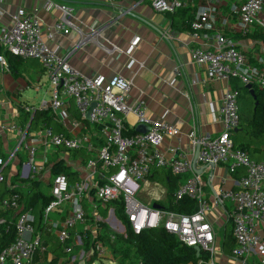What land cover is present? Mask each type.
I'll return each instance as SVG.
<instances>
[{
  "label": "built area",
  "instance_id": "obj_1",
  "mask_svg": "<svg viewBox=\"0 0 264 264\" xmlns=\"http://www.w3.org/2000/svg\"><path fill=\"white\" fill-rule=\"evenodd\" d=\"M118 1L108 0V4L116 7ZM148 1L160 14L172 15L183 9H192L191 30L197 38L205 31L216 30L221 20L227 24V19L220 13L225 0ZM43 8L48 12L56 10L61 13L54 33L67 35L75 32L79 35L77 44L70 52L60 54L58 50L50 49L42 36L41 21L37 15L23 8L11 17V26L0 27V48L12 56L35 60L43 66L50 83L51 98L43 102L39 110L50 112L59 123L78 133L67 136L47 128L33 135L29 125H1L2 133L9 131L17 135V145L0 151V185L6 183L10 190L9 195L0 200V228L8 226L7 232L11 225L15 228L12 243L0 248V264H38L35 259L40 254L48 253L49 249L43 241L44 233L36 230L33 210L26 208L28 183L25 180L42 181L39 176L45 170L50 172L52 152L57 154L55 161L66 162L79 175L74 182L64 173L52 177V199L42 213L44 228L53 233L66 254L72 255L76 246H82L84 236L75 234V229L87 223L92 215L88 210L94 212V230L97 232L101 222L96 213L97 204L108 206L121 201L135 235L164 228L182 245L199 247L201 253L204 251L210 255L207 262L199 260L197 264H219L216 261L217 234L218 230L224 229V222L221 219L211 221L210 216L214 208L231 206L235 240L232 256L245 260L255 254L264 264V240L258 233L264 223V161H255L246 151L235 147L232 135L241 121L240 92L230 84L231 78H239L246 86L256 85L264 89V69L250 65L236 42L224 33L218 32L209 47L193 50V62L205 69L210 80L225 81L229 85L221 95L222 132L212 136L199 134L194 128L185 135L177 128L175 118L152 121L146 117L148 107L143 98L144 92L128 103L133 88L130 79L123 76L112 79L102 75L89 77L71 65L72 55L88 44L97 45L107 54L121 52L116 46L108 47L102 43L105 31L102 26L96 24L84 31L71 21L73 10L70 7L52 0H45ZM129 12L122 10L121 14ZM232 12L238 18L241 35L251 34L254 29L264 32V0H241L239 5H234ZM140 41L139 37L134 38L126 54L131 55ZM0 65L9 67L3 55L0 56ZM178 75L179 70H176L171 84ZM71 103L79 119L70 115ZM24 109L31 118L36 113L34 107ZM130 114L137 118L133 128L126 122ZM140 125L146 126L148 132L130 134ZM166 138L177 142V146L169 150L170 158L163 151ZM184 138L188 140L194 157L199 149L196 163L182 149ZM21 152L24 153L25 162L20 157ZM68 153L78 154V160L70 163ZM221 165L227 166L230 175L238 170H242L243 174L236 189H222L211 202L205 192L207 185L198 171L202 170L203 173ZM156 169L169 170L174 176L183 178L173 195V206H178L182 199L188 197L197 202L196 212L181 214L162 207L161 198L167 193L160 189L159 183L150 181ZM7 170L11 172L9 178H17V182L8 181ZM151 187L153 191L150 197L157 200L147 206L139 197L146 193V188ZM155 204L160 208L155 209ZM61 207L66 208L64 219L52 220V214L63 215ZM108 213L109 225L119 235L126 236L125 225L116 217L115 209L110 208ZM94 253L98 258L114 264L109 247L102 241L95 244L89 256ZM81 254L83 257L85 252ZM80 256L71 259L70 264L77 263Z\"/></svg>",
  "mask_w": 264,
  "mask_h": 264
},
{
  "label": "crops",
  "instance_id": "obj_2",
  "mask_svg": "<svg viewBox=\"0 0 264 264\" xmlns=\"http://www.w3.org/2000/svg\"><path fill=\"white\" fill-rule=\"evenodd\" d=\"M44 1L0 0V27L11 26V17L23 8L27 12L37 15L41 21L42 36L47 46L52 50H58L60 54H66L77 44L79 35L75 32H70L67 35L54 33V26L61 17V13L56 10L46 11L43 8ZM52 1L70 7L73 10L71 21L84 31L96 24L102 26L105 29L102 43L108 47L110 45L116 46L121 51L120 53L107 54L97 45L88 44L72 55L71 65L89 77L102 75L106 79H112L123 76L130 79L133 82V88L128 103L130 104L138 99L141 92H144L143 98L148 107L146 117L152 121H169L175 118L177 128L185 135L189 134L194 128L199 134L212 136L219 135L222 132L223 126L220 122L221 95L224 88L229 85L225 81L210 80L205 69L193 62L191 55L193 50L209 47L214 36L220 32L236 42L239 51L244 54L250 65L255 66L264 63V41L262 38L252 37L256 34L257 29H254L248 38L240 36L238 18L232 10L234 5L240 4L241 0H225L220 13L223 18L227 19V24L221 20L218 22L216 30L205 31L199 38L192 33L186 14L177 13L172 16L157 13L148 0H119L116 7L110 6L108 0ZM122 10H130V12L121 14ZM49 33H51V37ZM136 37H139L141 41L133 53L127 55L126 51ZM2 55L6 57L9 67L3 68L0 65V127L8 123H15L19 126L29 125L30 132L33 135L40 134L48 127L43 122L32 126L34 116L31 118L30 115V117L25 118V114L21 110L26 107H34L36 111H41L39 110L41 104L48 100L44 98L36 107V105L29 102L30 100H21L20 98L24 96L27 89L37 93L44 92L51 98V88L46 71L38 61L25 60L19 62L0 48V56ZM176 70H179V75L175 82L171 84V79ZM69 112L72 118H80L72 103ZM53 121L54 125L50 129L55 133H64L67 136L78 133L72 132L67 126L59 123L55 117H53ZM126 122L130 128H133L136 125L137 118L135 115L130 114L127 116ZM83 133H86V131ZM16 140L17 135L15 133L9 131L2 133L0 130V151L4 152L12 148ZM176 146L177 142L175 140L165 139L163 151L168 158L171 157L169 150ZM182 149L190 159L195 158L186 138L183 139ZM51 154L50 172L45 170L39 176L42 181H38L44 193H50V190H45L44 187L50 188V181L53 177L52 170L55 165H63L74 172L66 162L59 163L55 161L57 158L56 153L52 152ZM68 159L70 163L78 160L76 153H68ZM156 170L150 177V181L161 184L157 179H153ZM45 173H48L49 177H46ZM201 175L207 185L205 188L206 195L211 202L214 195L222 189H236L240 179L235 174L230 175L226 165L204 170ZM9 179L14 181L15 178H8V181ZM77 179H79L78 174H76L74 181ZM182 181H184L183 178ZM160 189L162 188L160 187ZM163 190L166 191V188ZM152 191V187L146 188V195L150 197ZM110 208L112 207L97 204L96 213L101 219L100 223H104L111 234L113 232L109 229L110 225L108 223ZM229 208H231L230 211H228ZM91 212L94 215L93 211L90 210L89 212L88 210L89 215ZM229 212H232L231 206L214 208L210 220L221 219L225 228ZM33 213L37 218L38 211L33 210ZM65 215L63 214L59 221L64 219ZM92 215L89 217L91 220L88 218L89 221L82 225L84 230L78 233L75 232V234L86 238L87 232H89L94 238L97 237V232H94L96 222ZM102 215H104L103 218ZM110 228L112 227L110 226ZM258 233L264 240V223L261 224ZM46 235L47 229L44 231V236ZM223 237L217 234V244L220 248L216 255L217 263L261 264L259 257L255 254L250 255L245 260L234 258L232 253L226 255L222 250ZM43 241L44 243L48 242L47 247L49 249L51 243L58 244L54 240L51 241V239L49 241L43 239ZM76 251L77 247L74 249V252ZM80 252L85 251L80 250ZM70 257L73 259L75 254L68 255L63 252L56 264H65ZM54 259V253L48 250V253L40 254L36 260L38 264H51Z\"/></svg>",
  "mask_w": 264,
  "mask_h": 264
},
{
  "label": "trees",
  "instance_id": "obj_3",
  "mask_svg": "<svg viewBox=\"0 0 264 264\" xmlns=\"http://www.w3.org/2000/svg\"><path fill=\"white\" fill-rule=\"evenodd\" d=\"M177 13L186 14L188 17V24L191 25V21L193 19V11H191L190 9H183L178 11ZM175 14H172V16H174ZM240 36L248 38L250 37V34H240ZM252 37L262 38L264 41V32L260 29H257L256 34ZM6 54L10 55L13 59L19 62L25 61L24 59L12 56L7 52ZM255 67L264 69V63L260 65L256 64ZM230 84L233 88L237 89L240 92L239 106L240 99L245 98L248 102L245 107L247 115H244L242 113L240 107V126L232 135L235 147L246 151L255 161L263 162L264 89L259 88L256 85L252 86V90L254 91L253 95L252 90L248 89L247 86L243 84L239 78H231ZM21 111L25 114V118L30 117V115L25 112V109ZM53 117L54 116L47 111H36L32 126H36L40 122H43L46 127L51 128L54 125ZM136 133V129L131 130L130 132V134ZM61 173H64L69 176L71 182L76 179V174L69 170V168L60 164L55 165L52 170L53 176H56ZM242 174V170H238L235 173V175L239 177H241ZM180 178L181 177L174 176L169 170H156L153 179H157L158 181H160V183L166 188L167 193V202H161V205L166 210L176 211L181 214H193L197 210V202L191 198L185 197L178 203V206H173V195L176 192L179 184L181 183L182 178ZM17 180V178L14 179L12 183L17 182ZM25 183H28V191L25 194L26 208L38 211V217L36 218L35 227L37 226L38 229L36 227V230L43 234L45 228L42 223V213L44 208L50 203L52 197L50 196V193L43 192L39 182L33 180H25ZM9 193L10 190L8 189L6 183L0 186V200L7 197ZM108 206L113 207L115 209L116 217L125 225L126 236L119 234L113 236V234L111 235L108 232V227L104 223H99V230L97 231L96 238H92L89 232H87L86 238L82 237L83 247L86 254L89 253L91 250H94L95 244L98 241H102L109 247L112 257L111 261L114 262V264H197L199 260L207 262L210 259V255L204 251L200 254L199 257H197V253L194 248L182 245L175 236L169 234L164 228L146 230L139 236L135 235L125 215L123 202L117 201ZM230 210L231 208H229L228 211ZM228 215L229 218L223 230L224 237L222 243V250L226 255H231L235 240L233 236V221L231 218V212H229ZM7 228L8 226L0 228V248L12 243L15 238L14 225L10 226V230L8 232ZM112 237H114V239H112ZM43 239H47L48 241L49 239H51L52 241L56 239V237L54 235H43ZM47 243L48 242L46 241V245ZM56 243L58 242L56 241ZM49 251H51V253H54L55 255V259L52 261L51 264L58 263L60 257L63 255V252H65L63 246L59 243H51ZM91 256L92 257L88 259L87 264H95L97 260H103L98 258L96 253ZM36 259L35 261H37ZM70 262L71 257L67 260L65 264H70Z\"/></svg>",
  "mask_w": 264,
  "mask_h": 264
},
{
  "label": "rangeland",
  "instance_id": "obj_4",
  "mask_svg": "<svg viewBox=\"0 0 264 264\" xmlns=\"http://www.w3.org/2000/svg\"><path fill=\"white\" fill-rule=\"evenodd\" d=\"M44 98H46L48 101L50 100V96H47L44 92H34V91H32L31 89H27L26 90V92H25V94H24V96L22 97V98H20L21 100H23V99H27V100H30L29 102L31 103V104H34V105H36V107H38V104H40L41 102H42V100L44 99ZM248 104V102H247V100L245 99V98H243V99H240V107H241V110H242V113L244 114V115H247V113H246V111H245V107H246V105ZM17 145V143L14 145V146H16ZM20 157H21V159L25 162L26 161V158H25V156H24V153H20ZM50 158H51V156H50ZM10 170H7L6 171V176H7V179L9 178V176H10ZM45 176L46 177H49V174L48 173H45ZM0 186H2V185H0ZM159 186L162 188V189H165V187L162 185V184H159ZM44 189L45 190H50V188H48V187H44ZM206 191V190H205ZM160 197H162V195H160ZM164 197H166V196H164ZM164 197H162L161 199L163 200L162 202H164V203H166L167 202V197L166 198H164ZM157 198V197H156ZM139 199H140V201L142 202V203H144L145 205H150L149 203H154L155 202V200H157V199H155V198H153L152 196L151 197H148L147 195H146V193H143L142 195H140V197H139ZM158 199H159V197H158ZM61 210L64 212L63 214H66V208H64V207H61ZM102 218L104 217V215H102L101 216ZM51 219L52 220H55V221H58L59 219H60V215L59 214H52L51 215ZM90 219V218H89ZM89 219H88V221H89ZM108 219H109V217H108ZM91 220V219H90ZM109 229L111 230V232H113V233H115V234H117L112 228H110V226H109ZM84 230V228H83V226L82 225H78L77 227H76V229H75V232L76 233H78V232H82ZM96 232V231H95ZM51 234V235H50ZM218 234L221 236V237H223L224 236V231L222 230H218ZM47 235H50V236H53V233H50V232H48L47 231ZM91 237L92 238H94L93 237V235H91ZM54 241H57L56 239H54ZM77 247V251L76 252H73L74 254H75V256H80L81 254V252H80V250H84V247L83 246H76ZM75 247V248H76ZM74 248V249H75ZM216 248H217V251L220 249L219 247H218V244L216 245ZM92 256L90 255H88V253L87 254H85L83 257H81V259H80V262L79 263H77V264H87V261H88V259H90ZM111 260H112V257H111ZM108 260H97L96 262H95V264H110V262H108Z\"/></svg>",
  "mask_w": 264,
  "mask_h": 264
},
{
  "label": "water",
  "instance_id": "obj_5",
  "mask_svg": "<svg viewBox=\"0 0 264 264\" xmlns=\"http://www.w3.org/2000/svg\"><path fill=\"white\" fill-rule=\"evenodd\" d=\"M247 88L252 90V86L251 85L247 86ZM252 94L254 95V91L253 90H252ZM136 132L140 133V134H145V133L148 132V128L146 126H144V125H140V126H138L136 128ZM198 154H199V149H197V153H196L195 158H194V163H196V161H197ZM201 173H202V170L198 171V174H201ZM153 207L155 209H159L160 208V206L158 204H155ZM194 249H195V251L197 253V257H199L200 254H201V249L199 247H195Z\"/></svg>",
  "mask_w": 264,
  "mask_h": 264
}]
</instances>
